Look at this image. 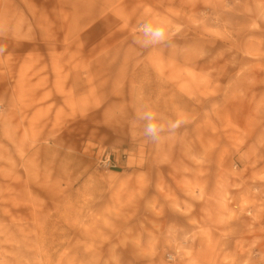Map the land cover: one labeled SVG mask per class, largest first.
Here are the masks:
<instances>
[{
	"label": "rangeland",
	"instance_id": "obj_1",
	"mask_svg": "<svg viewBox=\"0 0 264 264\" xmlns=\"http://www.w3.org/2000/svg\"><path fill=\"white\" fill-rule=\"evenodd\" d=\"M71 1L0 0V264H264V0Z\"/></svg>",
	"mask_w": 264,
	"mask_h": 264
},
{
	"label": "clouds",
	"instance_id": "obj_2",
	"mask_svg": "<svg viewBox=\"0 0 264 264\" xmlns=\"http://www.w3.org/2000/svg\"><path fill=\"white\" fill-rule=\"evenodd\" d=\"M138 31L142 34L145 47L165 43L169 39V28L167 22L163 20L142 23L139 25ZM139 119L144 121L145 136L153 141L159 140L165 129L175 131L184 122L180 119L165 122L162 117L158 118L157 114L152 111H144L140 114Z\"/></svg>",
	"mask_w": 264,
	"mask_h": 264
},
{
	"label": "crops",
	"instance_id": "obj_3",
	"mask_svg": "<svg viewBox=\"0 0 264 264\" xmlns=\"http://www.w3.org/2000/svg\"><path fill=\"white\" fill-rule=\"evenodd\" d=\"M87 2H89V0H86ZM111 0H104V3L106 4V6H108V4H109V2H110ZM72 3H73V7H72V9H74V10H76L77 9V3H79V2H81V1H78V0H72L71 1ZM110 4H111V2H110ZM109 10V9H108Z\"/></svg>",
	"mask_w": 264,
	"mask_h": 264
}]
</instances>
